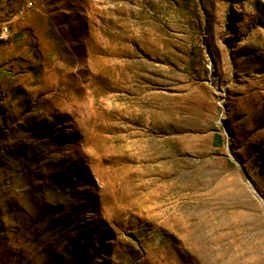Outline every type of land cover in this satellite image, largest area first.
Here are the masks:
<instances>
[{"label":"rangeland","instance_id":"1","mask_svg":"<svg viewBox=\"0 0 264 264\" xmlns=\"http://www.w3.org/2000/svg\"><path fill=\"white\" fill-rule=\"evenodd\" d=\"M0 264H264V0H0Z\"/></svg>","mask_w":264,"mask_h":264}]
</instances>
